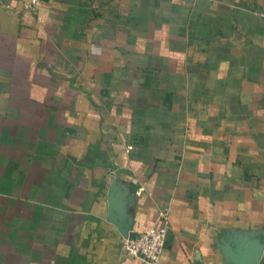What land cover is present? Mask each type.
<instances>
[{
	"label": "crops",
	"instance_id": "obj_1",
	"mask_svg": "<svg viewBox=\"0 0 264 264\" xmlns=\"http://www.w3.org/2000/svg\"><path fill=\"white\" fill-rule=\"evenodd\" d=\"M0 0V264H264V0ZM166 222H161L162 215Z\"/></svg>",
	"mask_w": 264,
	"mask_h": 264
},
{
	"label": "built area",
	"instance_id": "obj_2",
	"mask_svg": "<svg viewBox=\"0 0 264 264\" xmlns=\"http://www.w3.org/2000/svg\"><path fill=\"white\" fill-rule=\"evenodd\" d=\"M43 0H32L31 10L39 8ZM166 215H162L161 222H166ZM167 226L154 224L142 232L129 235L127 238V252L149 264H159L167 239Z\"/></svg>",
	"mask_w": 264,
	"mask_h": 264
},
{
	"label": "water",
	"instance_id": "obj_3",
	"mask_svg": "<svg viewBox=\"0 0 264 264\" xmlns=\"http://www.w3.org/2000/svg\"><path fill=\"white\" fill-rule=\"evenodd\" d=\"M110 221H112L114 224H116L118 226V228L120 229L121 233L128 238L129 236V232L126 226H123L122 224H120L117 219H114L112 217V219H110ZM252 251L251 252H244L243 254L241 253V256L243 258H241L238 262V264H258L260 261V258L263 254V248L261 246H252Z\"/></svg>",
	"mask_w": 264,
	"mask_h": 264
}]
</instances>
